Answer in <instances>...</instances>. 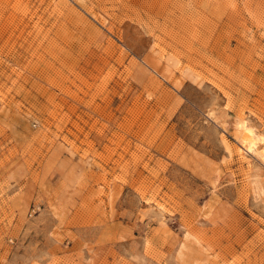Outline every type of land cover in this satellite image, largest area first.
<instances>
[{"label": "rangeland", "instance_id": "374dc122", "mask_svg": "<svg viewBox=\"0 0 264 264\" xmlns=\"http://www.w3.org/2000/svg\"><path fill=\"white\" fill-rule=\"evenodd\" d=\"M263 150L264 0H0V264H264Z\"/></svg>", "mask_w": 264, "mask_h": 264}, {"label": "bare ground", "instance_id": "6f19581e", "mask_svg": "<svg viewBox=\"0 0 264 264\" xmlns=\"http://www.w3.org/2000/svg\"><path fill=\"white\" fill-rule=\"evenodd\" d=\"M241 136H242L241 144L244 147V149H246V151L248 152H254V147H255L254 139L256 138L255 135L253 136L249 128L247 129V127L243 126V133ZM253 137L255 138L253 139ZM259 157L262 159L264 163V150L259 152Z\"/></svg>", "mask_w": 264, "mask_h": 264}]
</instances>
